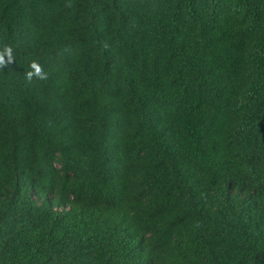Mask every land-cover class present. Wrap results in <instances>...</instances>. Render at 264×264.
<instances>
[{
  "label": "trees",
  "instance_id": "16d2710c",
  "mask_svg": "<svg viewBox=\"0 0 264 264\" xmlns=\"http://www.w3.org/2000/svg\"><path fill=\"white\" fill-rule=\"evenodd\" d=\"M5 46L0 264H264V0H0Z\"/></svg>",
  "mask_w": 264,
  "mask_h": 264
},
{
  "label": "clouds",
  "instance_id": "9594fccd",
  "mask_svg": "<svg viewBox=\"0 0 264 264\" xmlns=\"http://www.w3.org/2000/svg\"><path fill=\"white\" fill-rule=\"evenodd\" d=\"M5 54L8 56V60L6 61L4 59V55L0 54V68L6 67L8 64L12 63V50L10 47L5 46L4 49ZM31 71L26 72V79L28 81H31L33 77H36L37 79L43 81L48 78V73L44 72L42 67L36 62L33 61L30 64Z\"/></svg>",
  "mask_w": 264,
  "mask_h": 264
}]
</instances>
